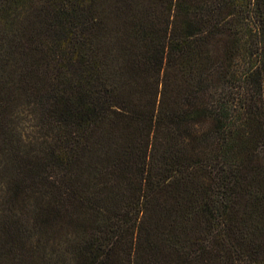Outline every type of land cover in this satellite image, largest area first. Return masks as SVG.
I'll list each match as a JSON object with an SVG mask.
<instances>
[{
    "label": "trees",
    "instance_id": "1",
    "mask_svg": "<svg viewBox=\"0 0 264 264\" xmlns=\"http://www.w3.org/2000/svg\"><path fill=\"white\" fill-rule=\"evenodd\" d=\"M0 264H264V0H0Z\"/></svg>",
    "mask_w": 264,
    "mask_h": 264
},
{
    "label": "rangeland",
    "instance_id": "2",
    "mask_svg": "<svg viewBox=\"0 0 264 264\" xmlns=\"http://www.w3.org/2000/svg\"><path fill=\"white\" fill-rule=\"evenodd\" d=\"M59 2L60 0H56ZM60 6H66L64 1H62V4ZM27 105H19L16 108L15 111V120H16V129L18 130V133H20L22 144L27 145L32 141H38L42 137V129L40 128V122L37 119V113L34 112Z\"/></svg>",
    "mask_w": 264,
    "mask_h": 264
}]
</instances>
